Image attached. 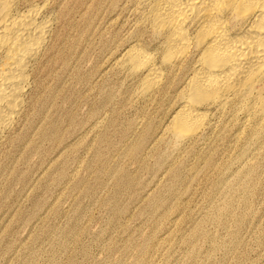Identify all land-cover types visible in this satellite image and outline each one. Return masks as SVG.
Masks as SVG:
<instances>
[{
    "label": "rangeland",
    "instance_id": "obj_1",
    "mask_svg": "<svg viewBox=\"0 0 264 264\" xmlns=\"http://www.w3.org/2000/svg\"><path fill=\"white\" fill-rule=\"evenodd\" d=\"M32 2L51 25L0 139V264H264V128L174 138L185 76L147 96L126 62L160 48L142 0Z\"/></svg>",
    "mask_w": 264,
    "mask_h": 264
},
{
    "label": "bare ground",
    "instance_id": "obj_2",
    "mask_svg": "<svg viewBox=\"0 0 264 264\" xmlns=\"http://www.w3.org/2000/svg\"><path fill=\"white\" fill-rule=\"evenodd\" d=\"M142 3L160 48L148 53L131 46L126 62L144 74L147 96L185 76L169 129L174 138L194 140L218 114H241L251 129L264 128V0ZM42 10L32 0H0V139L23 106L31 68L49 35Z\"/></svg>",
    "mask_w": 264,
    "mask_h": 264
}]
</instances>
